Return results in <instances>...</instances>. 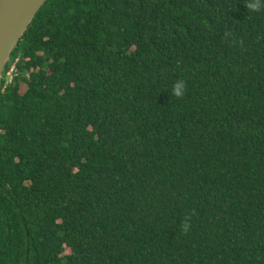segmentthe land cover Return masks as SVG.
Instances as JSON below:
<instances>
[{
    "label": "trees",
    "instance_id": "1",
    "mask_svg": "<svg viewBox=\"0 0 264 264\" xmlns=\"http://www.w3.org/2000/svg\"><path fill=\"white\" fill-rule=\"evenodd\" d=\"M249 2L42 5L0 87V264H264Z\"/></svg>",
    "mask_w": 264,
    "mask_h": 264
},
{
    "label": "water",
    "instance_id": "2",
    "mask_svg": "<svg viewBox=\"0 0 264 264\" xmlns=\"http://www.w3.org/2000/svg\"><path fill=\"white\" fill-rule=\"evenodd\" d=\"M46 1L0 0V87L14 49Z\"/></svg>",
    "mask_w": 264,
    "mask_h": 264
},
{
    "label": "clouds",
    "instance_id": "3",
    "mask_svg": "<svg viewBox=\"0 0 264 264\" xmlns=\"http://www.w3.org/2000/svg\"><path fill=\"white\" fill-rule=\"evenodd\" d=\"M264 3V0H253V2H249L247 4V7L252 10V11H259L260 10V6L261 4ZM19 60V58H16V62H15V70L17 72V67H16V63ZM10 62V61H9ZM17 74V73H16ZM13 79V78H12ZM12 81V80H11ZM10 81V82H11ZM9 82V83H10ZM185 82L182 80H178L174 83L173 88H172V92L173 95H175L176 97H181L184 95L185 92ZM189 227V225L187 223L184 224V229L186 230Z\"/></svg>",
    "mask_w": 264,
    "mask_h": 264
},
{
    "label": "rangeland",
    "instance_id": "4",
    "mask_svg": "<svg viewBox=\"0 0 264 264\" xmlns=\"http://www.w3.org/2000/svg\"><path fill=\"white\" fill-rule=\"evenodd\" d=\"M15 62H16V59H15V61H13L12 63H11V67H10V69H9V71H8V73H7V75H6V81H7V84L12 80V78L16 75V70H12L13 68H14V66H15ZM25 76L26 77H28L29 76V73H25ZM26 88H27V84H26V82H22L21 83V92H24L25 90H26ZM65 252L66 253H70L71 252V249L69 248V247H66V250H65Z\"/></svg>",
    "mask_w": 264,
    "mask_h": 264
},
{
    "label": "built area",
    "instance_id": "5",
    "mask_svg": "<svg viewBox=\"0 0 264 264\" xmlns=\"http://www.w3.org/2000/svg\"><path fill=\"white\" fill-rule=\"evenodd\" d=\"M12 70L14 71L15 70V67Z\"/></svg>",
    "mask_w": 264,
    "mask_h": 264
}]
</instances>
